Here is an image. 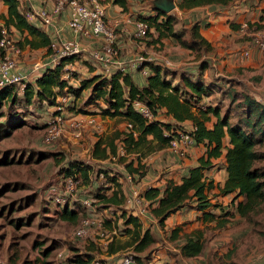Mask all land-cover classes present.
Returning a JSON list of instances; mask_svg holds the SVG:
<instances>
[{
  "label": "trees",
  "instance_id": "obj_1",
  "mask_svg": "<svg viewBox=\"0 0 264 264\" xmlns=\"http://www.w3.org/2000/svg\"><path fill=\"white\" fill-rule=\"evenodd\" d=\"M240 2L241 0H177V6L180 9L206 5L228 7ZM0 3L6 7V13H0L3 25L19 32L15 44L21 49L44 47L47 51L50 43L48 34L41 27L26 20L20 0H0ZM112 3L119 4L123 10L127 6L126 0H112ZM252 5L259 6L260 11V14L253 15L254 27L264 26V0H254ZM151 9L152 14L140 13L137 18L148 23L149 29L152 30L147 33V37H152L154 42L169 38L173 44L176 43L179 47L194 52L196 58L206 54L211 48L210 42L200 32L201 24L197 18L188 25V28L178 31L175 29L177 15L158 8ZM229 24L233 29L239 28L234 22H228ZM241 41L243 47L253 45L252 35L248 38L243 36ZM252 49L255 56L264 50L254 46ZM147 66L149 71L143 76L145 78L143 85H139L133 79L132 71L137 69H131L132 71L116 69L107 74L93 73L86 78L73 77L71 73L69 77L78 79L77 86L68 84V79L63 77V63L47 67L32 81H25L23 89L16 83L0 88V119L7 110L11 112L15 103H22L23 108L42 103L52 107L56 103L57 95L69 93L72 104V98L79 97L83 90L89 89L88 103L103 101L104 106L101 109L103 114L119 115L126 123L123 130L114 129L108 134L96 137L91 149L93 160L101 161L116 157L117 148L121 145L125 150L123 154L125 156H118V159L124 163V169L132 175L133 180L137 181L147 170L144 162L140 160L141 157L147 156L145 153L168 146L170 139L180 130L188 131L192 136L193 141L188 149L193 147L203 149L197 156L196 163L188 166L186 174L179 181L168 178L161 188L150 185L141 190L142 196L148 200V215L155 218L159 226L164 227L165 220L172 213L183 207H190L199 213L197 217L203 223L213 221L217 227H223L228 223L227 218L231 211L226 208V203L222 205L219 202H212L209 192L215 186L218 187L217 195L231 196L235 212L240 217H246L258 205L264 203V165H256L257 161L264 158V151L258 147L264 143V105L257 102L249 92H244L242 123L230 122L226 115L220 114L219 107L208 100L213 89L212 84L215 83L211 80L207 82L204 78V71L210 67L209 59H201L196 68L182 69L180 72L159 61L147 62ZM135 100L147 105L152 113V119H146L135 109L133 106ZM5 105H8L7 110L2 111ZM184 122H189L190 126L184 127ZM25 123L19 114L7 113L6 119L0 120V138L10 135L12 130ZM145 147L147 151L143 152ZM221 159L226 176L221 185H216L213 177L209 175V170L219 165L214 160ZM92 171V163L72 158L59 168L57 175L75 173L85 184L92 186ZM100 171L107 174L103 169ZM108 175L111 176L110 180L108 179L110 184L114 185L112 191L105 192L110 189L109 185L96 186L93 203L97 198L110 206H120L125 199L121 182L117 175ZM77 205L80 204L78 202L71 206L67 204L59 207L56 212L61 219L75 222L80 215L87 213L81 207L75 208ZM120 217L124 224L123 232L129 238L116 246L113 241L109 242L106 251L112 255L121 248L131 246V263L142 264L145 258L141 253L156 243V239L150 228L143 227L139 218L127 212L125 208ZM109 221L106 218L104 225H108ZM179 232V226L171 228L169 239L175 241L180 238ZM181 238L177 246L182 257H196L202 253L204 241L200 229L185 232ZM90 244L92 246L84 252L65 254L63 264H94L92 253L94 244ZM42 252L45 254V250Z\"/></svg>",
  "mask_w": 264,
  "mask_h": 264
},
{
  "label": "rangeland",
  "instance_id": "obj_2",
  "mask_svg": "<svg viewBox=\"0 0 264 264\" xmlns=\"http://www.w3.org/2000/svg\"><path fill=\"white\" fill-rule=\"evenodd\" d=\"M147 1L151 5L152 0ZM174 1L177 6V0ZM1 9L6 8L0 3V12L2 13ZM170 12H173V9ZM199 13L200 9L199 12L193 14L199 18ZM227 20L233 22L232 19ZM190 23L181 22L178 18L175 29L179 31L188 28ZM202 23L204 24V20ZM243 23H245L243 27H240L242 23H238L239 28L242 29L239 31V40H242L243 36L251 37L252 33L258 29H264V26L254 27V16L244 17ZM229 28H231L230 24ZM15 34L14 30L11 31V38L17 39ZM185 35H187V31ZM163 39L166 42V47L161 42L160 47H154L155 49H165V54L168 56L171 53L175 54L177 50H182L176 43L169 46L171 44L169 38ZM228 41L226 35V45L216 43L218 41L213 42L215 45H211L206 53V56L209 55V57L204 54V57L199 56L196 59L199 63L201 59L207 58L215 64L214 67H209L211 73L204 76L205 81L211 80L216 83L212 84L213 89L208 100L213 105L218 106L220 114L226 115L230 122L241 121L242 123L244 92H249L254 97L264 85V50L255 56L252 45L249 47L248 57L236 54L232 57L233 66L226 68L227 63L223 66V61H220L221 59L224 60L225 56L223 55L227 54L224 49L229 47L228 44L236 43ZM40 52H18L15 55L17 68L19 70L29 69L33 58L37 60L44 56V53ZM187 55L186 57L182 55L183 60L187 57L191 58L190 55ZM193 55L196 56L195 53ZM85 65L91 69L88 63ZM214 68L215 74L212 72ZM78 69H80L79 66L76 70L71 71L73 77L86 78L93 74L85 75V69L80 71ZM73 77L67 78L68 84L77 86L78 79ZM17 85L19 88L21 87L20 84ZM228 91H233V93ZM89 95V89L83 90L79 97L72 98V104L65 109L67 112L73 111L80 115H92L98 120L99 127L84 125L78 136H74L72 132H67L50 144L43 142L46 121L51 118V107L48 104L28 105L23 108L22 103H15L11 112L7 110L8 105L2 107V111H7L4 112V116L0 120L6 119V114L11 113L19 114L26 123L12 130L10 135L0 138V264H45V262L57 264L55 255L58 251L63 250L65 254L72 255L75 251L84 252L88 250L92 246L90 243L94 244L92 250L94 264H120L124 256L132 254L131 246L121 248L112 255L106 251L109 242L113 241L114 246H116L119 242L123 243L129 238L123 232L124 224H122L120 217L124 208L127 212L131 210L124 204L125 202L120 206H110L97 198V200L94 199V218L97 214L102 213L105 219L110 220V223L105 225L108 237L99 239L93 229L89 230L85 236L78 238L74 236V231L85 214L80 215L75 222L63 220L56 212L59 207L47 196V187L57 180L59 168L66 165L67 161L72 158L93 164V171L91 172L92 198L95 196L96 186L109 185L111 186L110 189L105 192L110 193L112 191L114 185L113 183L110 184L109 178L111 176L108 174H115L119 177L118 180L126 192L124 194L129 191L130 183L126 179V175L129 173L124 169V163L118 159V156H125L123 155L125 150L122 149L121 145L117 148L120 153L117 152V156L114 158L101 161L91 158L92 144L96 137L108 134L114 129L123 130L126 123L119 115L103 114L101 111L104 106L103 101L88 103ZM258 147L264 151V143ZM146 151V147L143 148V152ZM145 154L147 156L141 157L140 160L144 162L147 169L158 160L157 156H161L160 152L155 151ZM175 154L178 156L177 153ZM153 156L155 159L152 158ZM256 165H264V158L257 161ZM168 168L170 167L155 169V173L163 174ZM102 169L107 174H103L100 171ZM145 182H149L145 175L137 181H133L139 190L143 188ZM80 183L82 188L78 193L88 194L89 185L82 180ZM225 200L226 208L231 211V215L227 218V224L223 227H217L213 221L197 222L192 227V224L187 225L186 222L172 223L168 226L180 227V238L175 241L169 239V232L172 227L166 229L159 226L155 218L153 220L142 219L143 227H149L156 239V243L141 253L145 258L142 264H148L151 259H155L152 264H264V203L258 205L255 210L243 218L235 212L231 196H226ZM76 207H81L84 210V207L80 205ZM196 228L203 233L204 249L196 257H182L177 246L182 240L181 236L183 233ZM104 242L106 243L104 244ZM43 250H45V254L42 252Z\"/></svg>",
  "mask_w": 264,
  "mask_h": 264
},
{
  "label": "built area",
  "instance_id": "obj_3",
  "mask_svg": "<svg viewBox=\"0 0 264 264\" xmlns=\"http://www.w3.org/2000/svg\"><path fill=\"white\" fill-rule=\"evenodd\" d=\"M106 1L107 0H43L40 5H33L30 0L26 1V8L23 9V15L27 21L44 28V31L50 38V43L44 56L34 60L30 67L29 73H33L34 77L38 76L47 67H55L63 63V77L68 78L71 71L74 70L75 62L78 55L82 53L83 46L80 39H92L93 44L98 40L101 48L92 47L88 51V60L92 65L99 66L102 71L111 73L114 70L127 71L137 69L143 76H146L149 69L147 62H162L164 60L147 57L138 53L129 58L116 57V51L113 47L117 40L118 34L116 29L109 26L106 17ZM1 13V12H0ZM62 13H66V27L71 32L72 37H64L62 29L57 25V20ZM146 15V14H145ZM245 23L242 22L240 27ZM3 25L0 19V88L7 84H20L23 89L27 75L20 72L17 68L16 54L22 49L15 44V38H11V30ZM149 29L148 23L139 17L134 22V30L132 36L136 39L147 38ZM240 30H242L240 28ZM252 43L254 47L264 48V29H258L252 33ZM239 56L248 57L249 47L242 48ZM71 59V60H70ZM113 70V71H114ZM257 102L264 105V85L261 91L253 97ZM71 105V96L64 93L56 96V103L51 107V118L46 121L45 132L43 134V142L50 144L57 138L72 132L74 136L80 134V130L84 125H91L98 128V120L90 114L80 115L73 111L67 112ZM133 106L146 119H152L150 109L143 102L135 100ZM65 112V113H64ZM128 126H131L128 124ZM174 135V134H173ZM192 136L188 131H178L169 142L168 147L175 151L180 157L187 154V150L192 144ZM123 149V148H122ZM118 153L119 150H118ZM123 153V150H121ZM112 156L111 158H114ZM57 180L47 187V196L58 207L64 205H73L74 202L84 207L87 211L86 215L80 220L79 225L74 231L75 237H83L89 230H95L99 239L108 237V231L105 229L103 214L93 216V199L89 195L92 186L89 185L88 194H79L82 184L78 174L69 173L65 175L59 174ZM129 181V191L125 194L124 204L131 208V214L137 216L139 220L147 218L148 200H146L133 183L131 174L126 175ZM86 191V189H85ZM106 242H104L105 244ZM65 253L63 250L58 251L55 255V262L63 264ZM130 255L124 257L120 264H132ZM155 259H151L148 264H152Z\"/></svg>",
  "mask_w": 264,
  "mask_h": 264
},
{
  "label": "crops",
  "instance_id": "obj_4",
  "mask_svg": "<svg viewBox=\"0 0 264 264\" xmlns=\"http://www.w3.org/2000/svg\"><path fill=\"white\" fill-rule=\"evenodd\" d=\"M26 1L27 0H20V5L23 9L26 8ZM43 0H30V3L33 5H40ZM127 1V6L126 9H122V7L119 4H114L112 3V0H107L106 1V17H107V22L110 27L116 29V33L118 34L117 40L115 41L113 47L116 51V57L119 58H129L135 54L141 53L144 54L147 57L155 58V59H162L166 63V66L173 70H177L180 72L182 69H193L196 68L198 61L196 59V56H194V52H191L187 49L182 50H177L174 53L165 54V49H155L154 47H160L161 42L164 43L163 46L166 47V42H164V39L162 38L160 42H154L152 40V37H147L144 39H136L132 36V31L134 30V22L137 19V15L142 13V14H152L153 10L151 9V5L148 4L147 0H126ZM243 1H245L243 3ZM252 1L254 0H241L240 3L226 6V7H218V6H213V5H206L202 7H195V8H190V9H179L177 6L173 9V12L175 15L178 16L179 20L181 22H192L196 20L197 17L194 16L193 13L199 12V18L198 21H200V32L202 33L203 36L210 42L211 45L213 42L218 41L216 43H222V45L225 44V37L226 35L228 36V40L231 42H236L233 44H228L229 47L227 49H224V52L228 54H224L225 56L224 60L221 59L220 61H223V66L226 65L227 67L233 66L232 64V57L236 54L239 55V52H236V50H241L243 45H241V40H239L240 36V28L237 29H231L229 28L227 19H232L233 22L238 26V23H242L244 17L250 16L252 17L253 15H258L260 14L259 6L257 5H252ZM239 2V1H238ZM6 8V7H5ZM4 13H6V9L2 10ZM172 12V13H173ZM66 13H62L58 20H57V25L62 29V35L64 37H72L71 32L68 30L66 27ZM202 20H204V24L202 23ZM42 28V27H41ZM44 30V28H42ZM16 32L15 36L17 38V33L19 32L14 30ZM215 34H214V33ZM81 44L83 46V51L81 54H79L77 57V61L75 63L76 66H74V69L79 66L80 69H85L86 73L85 75L91 74V73H98L102 72L107 74L106 72L102 71L99 66L92 65L90 61L87 59L88 58V51L94 46V47H99L101 48V44H97L98 40L95 44H93L92 39H80ZM227 41V40H226ZM228 41V42H229ZM170 45H173L171 42ZM164 48V47H163ZM161 50V51H160ZM41 51L40 53H45L46 49L44 47H40L37 49H29V48H23L21 53L24 52H37ZM229 51V52H227ZM232 52H234L232 54ZM161 53V54H159ZM193 53V54H192ZM189 54L191 58H186L183 60V57H186V55ZM181 55V56H180ZM187 55V56H189ZM206 56V54H205ZM222 56V57H223ZM201 57H204V54L201 55ZM206 57H209L206 56ZM36 59H32V62ZM83 64H82V63ZM85 63H88V65L91 66V69L86 67ZM82 64V65H81ZM215 64L212 63L210 60V68L214 67ZM210 68L206 69L204 71V76H208V73H211ZM114 68H112L113 72ZM129 71H132L129 68ZM20 72L24 73L27 75V80L32 81L35 77L33 73H29L30 70L28 68H23L20 69ZM212 72L215 74L216 70L214 68V71ZM84 73V72H83ZM133 74V79L136 83L139 85H143L145 83V78L143 75L140 73V71H132ZM178 74V73H177ZM213 76V74H212ZM210 79V78H209ZM165 120L167 118H164ZM183 125L184 127H189L190 123L189 122H184ZM202 148L200 147H193L191 149H188V153L184 158H180L175 154V151L172 150L171 148H161L158 151L155 152H160L161 156H157V161L153 162L151 166L146 170L145 176L149 179V182H145L146 184L143 186L147 187L150 185L154 186H159L160 188L163 187L165 181L168 178H172L176 181H179L180 178L186 174L188 166L193 165L196 163V158L202 153ZM156 156V155H155ZM155 156L152 158L155 159ZM151 158V159H152ZM215 162L219 163L218 166L213 167L211 170H209V175L213 177L214 182L216 185H221L226 173L223 168V159L221 160H214ZM148 165V164H147ZM165 167H170L166 169L167 171L165 173H155V169L158 168H165ZM142 188V189H143ZM123 189V187H122ZM124 191V190H123ZM218 192V187L215 186L212 190L209 192V196L212 200V202H219L222 203V205H225L226 196H221L217 195ZM126 193V192H124ZM217 210V209H215ZM199 213L195 211L194 209H191L190 207H183L176 212L172 213L166 220H165V225L164 228L172 227L168 226L171 225L172 223H183L186 222L187 225L192 224V227L197 224V222H202L201 219H198L197 215ZM149 220H153L152 217H147ZM142 221V219H141ZM196 227V226H195ZM173 228V227H172ZM192 229V228H191Z\"/></svg>",
  "mask_w": 264,
  "mask_h": 264
},
{
  "label": "water",
  "instance_id": "obj_5",
  "mask_svg": "<svg viewBox=\"0 0 264 264\" xmlns=\"http://www.w3.org/2000/svg\"><path fill=\"white\" fill-rule=\"evenodd\" d=\"M151 7L158 8L164 12H170L176 7L174 0H152Z\"/></svg>",
  "mask_w": 264,
  "mask_h": 264
}]
</instances>
